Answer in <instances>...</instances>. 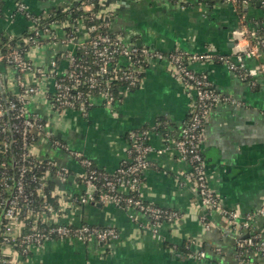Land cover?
Here are the masks:
<instances>
[{
	"label": "crops",
	"instance_id": "1",
	"mask_svg": "<svg viewBox=\"0 0 264 264\" xmlns=\"http://www.w3.org/2000/svg\"><path fill=\"white\" fill-rule=\"evenodd\" d=\"M19 2L30 14L48 15L74 0H2L0 32L5 36L21 37L31 26L17 10ZM100 10L107 16L110 31L125 42L163 53L229 55V43L239 26L235 8L223 0H102ZM245 10L249 23L264 18V9L256 3ZM51 26L58 37L63 35L64 23ZM86 37L80 30L77 42ZM75 46L46 39L25 52L35 70H48L21 76L37 88L26 107L43 124L32 144L33 156L68 170L65 179L55 180L53 195L59 208L55 222L113 227L119 239H51L33 247L21 264H235L237 239L254 233L264 237V217L258 213L264 206V74L257 72L246 79L217 59L189 63L195 72L206 74L213 89L227 99L212 107L199 148L208 188L224 208L250 223L249 228H242L200 205L192 167L174 148L173 139L188 121L194 91L173 77L169 62L151 61L139 84L122 91L119 102L107 106L94 96L88 111L81 114L59 108L51 99L50 64L55 62V71L61 74L66 52ZM243 63L244 69L264 64V51ZM17 77L16 70L0 61L1 88L15 94ZM145 126L151 128L147 135L149 167L140 175L139 196L146 203L178 211L179 219L152 230L144 214L112 202L62 204L83 192L84 169L71 152L112 173L127 158L128 133ZM248 264H264V258L252 253Z\"/></svg>",
	"mask_w": 264,
	"mask_h": 264
},
{
	"label": "built area",
	"instance_id": "2",
	"mask_svg": "<svg viewBox=\"0 0 264 264\" xmlns=\"http://www.w3.org/2000/svg\"><path fill=\"white\" fill-rule=\"evenodd\" d=\"M1 1V0H0ZM235 8L249 6L252 0H223ZM78 3L79 0H74ZM73 2V3H74ZM264 9V0H256ZM102 0H99V10L94 16H103L105 21L102 25L107 26V16L100 10ZM92 3H82L75 10H90ZM65 6L62 9L67 10ZM17 10L22 12L30 21L31 26L28 35L22 41L34 47L46 39L50 42H58L63 45L76 44L74 48L66 52V67L61 74L55 71L56 63L51 62L50 75L53 77L54 92L52 103L59 107H69L81 114L88 111L94 97L93 92L102 99L105 105L112 106L119 102L121 93L114 96L111 92L112 81L123 83L122 91L136 87L142 79L146 67L151 61L167 60L170 71L174 78L194 91V100L189 112L188 121L183 125L178 135L173 139L174 148L180 158L190 163L193 178L197 186L199 203L202 207L213 209L221 213L227 222L234 226L249 228L250 223L246 220L240 221L239 214L234 210L223 207L217 196L208 188L206 182L204 160L199 148V138L203 130L204 122L212 107L222 98L211 86L209 78L204 73H198L189 66L190 62L217 59L225 64L228 69L239 72L245 78L253 76L257 72L264 74V64H257L253 68L244 69V59L257 58L264 51V34H259V26L249 23L246 15L239 19L238 28L234 32V43L231 54L215 56L210 52L184 53L173 51L163 53L149 47L136 46L125 42L121 35L111 32L97 33L90 36V27H85L82 17L74 21V34L68 35L64 30L62 36L58 37L51 25L36 28L47 15H34L27 12L23 2L17 3ZM264 19V18H263ZM68 26L66 21L62 22ZM264 26V20L262 21ZM80 30L87 34L86 39L77 42ZM82 49V55L77 56V49ZM12 67L18 73V91L11 94L8 100L6 112L13 111L16 122L4 124L2 131L13 128L19 133L22 140V154L17 158L18 175L13 183L5 176L2 170L6 164L0 163V185L7 195L0 199V212L4 223L0 222V264H21L33 247H40L44 242L56 239H76L81 242L97 240L100 242H111L119 239V232L113 227H101L88 224L71 225L68 223H57L55 218L58 210L50 205L38 206L33 202L31 193L27 191L26 175L30 180L39 178L42 180L34 190L43 201V179L50 176L51 170L56 171L57 179L63 180L68 176V170L63 166L56 165L52 160L37 159L33 156V142L43 124L27 111L29 97L37 91L36 86L28 84L21 79L27 72H48L46 69L36 70L17 48H13L5 56H0V61ZM1 89V88H0ZM3 111L0 110V116ZM150 130L140 132L131 131L128 135L129 147L126 150L127 158L123 160L117 169L110 174H99L95 169H89L92 162L80 157V154L71 152L74 157L79 158L83 167L81 175L83 192L76 198L66 200L62 204L85 205L97 197L102 203L112 202L119 206L135 209L144 214L152 230H156L164 224L172 223L181 217L174 209L162 208L142 201L139 196L141 184V173L149 167L146 158L150 147L147 143V135ZM12 141H3L4 147L10 146ZM15 161V162H16ZM41 172V176L37 173ZM44 173V174H43ZM54 194V193H53ZM259 215L264 217V206L258 210ZM47 225L48 227H43ZM28 226L27 230L24 228ZM207 226V225H206ZM238 259L235 264H248L249 256L256 253L264 258V237L259 233L250 234L246 238L236 241ZM203 257L204 253L199 252Z\"/></svg>",
	"mask_w": 264,
	"mask_h": 264
},
{
	"label": "trees",
	"instance_id": "3",
	"mask_svg": "<svg viewBox=\"0 0 264 264\" xmlns=\"http://www.w3.org/2000/svg\"><path fill=\"white\" fill-rule=\"evenodd\" d=\"M198 1H204V0H198ZM85 3H92L93 6L90 10H75L76 6ZM256 0H252L249 4L250 6H255ZM2 0L0 1V8H1ZM248 7V6H247ZM259 8H262L261 6H258ZM99 10V0H79L78 3L74 2L71 3L67 10H63L62 8L55 9L51 11L47 16L44 17V19L41 20V22L36 24V28H43L44 25H52L53 23H61L66 21L68 23V26L66 27L65 31L68 35L74 34V27L75 24L74 21L77 17L81 16L82 21L85 27H90V36H94L97 33H106L108 32V27L102 25V23L105 21L103 16L96 17L94 16L96 12ZM237 15L239 19L242 15H246V10L244 6H239L236 9ZM43 16V15H41ZM264 19H258L253 20L252 23L258 24L259 28V34H264V26L262 25V21ZM241 25V23H239ZM28 31L23 34L21 37H8L5 36L3 33L0 32V56H5L9 51H11L13 48H17L21 53H25L29 48V43H25L22 41V38L28 35ZM77 56L80 57L82 55V49H77ZM1 62L5 63L4 60H1ZM6 64V63H5ZM239 73V72H237ZM240 74V73H239ZM143 76V74H141ZM249 77V76H247ZM246 77V79H247ZM123 83L120 81H112L110 87L111 92L114 96H117L122 92ZM94 96H97V91L93 92ZM12 95L8 92H6L3 88L0 89V110L3 111L2 116H0V163L5 162L6 166L2 169L4 171L5 176L10 178L11 182L13 183L14 179L18 175V162L16 161L17 158L22 154V140L18 132H16L13 128L6 129L5 131H2L1 128L4 124H12L16 122L17 120L14 117L13 111L6 112V105L8 100L12 99ZM90 106H88V109ZM161 124V122H160ZM143 130H151V128L145 126L139 129H134L131 131L140 132ZM130 131V132H131ZM129 132V133H130ZM128 133V135H129ZM3 141H12L11 145L4 147L2 145ZM16 161V162H15ZM89 169H95L99 174H110L109 172H106L102 169L97 168L93 163L89 167ZM44 174V173H43ZM42 173H37V176H41ZM57 179L56 171L53 168L51 170L50 176L47 179H43V201L39 195H36L34 188L39 185V183L42 181L39 178H36L35 180H30L29 174L26 175V181H27V191L31 193L33 202L41 206L43 205V210L45 205H50L53 207V209H58V199L57 196L53 195V191L55 189V180ZM82 181V179H81ZM7 195L4 188L0 185V199L2 197H5ZM90 203H102L97 197H95ZM0 222L4 223V220L2 219V215L0 212ZM48 227L47 225L43 224V227ZM28 226L24 228V231H26ZM56 239V238H52ZM1 245V244H0ZM1 257V255H0Z\"/></svg>",
	"mask_w": 264,
	"mask_h": 264
},
{
	"label": "water",
	"instance_id": "4",
	"mask_svg": "<svg viewBox=\"0 0 264 264\" xmlns=\"http://www.w3.org/2000/svg\"><path fill=\"white\" fill-rule=\"evenodd\" d=\"M256 6H259V3H258V2H256ZM228 36H229V38H232V34H231V33L228 34ZM233 43H234V40H232V41L229 43V46L232 47V46H233ZM137 45H140V43L137 44ZM0 88H1V87H0Z\"/></svg>",
	"mask_w": 264,
	"mask_h": 264
}]
</instances>
